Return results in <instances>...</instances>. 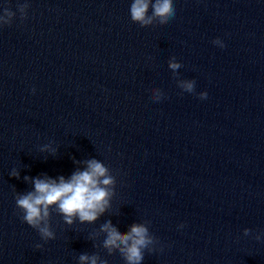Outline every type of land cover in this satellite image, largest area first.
<instances>
[{
  "label": "clouds",
  "instance_id": "9594fccd",
  "mask_svg": "<svg viewBox=\"0 0 264 264\" xmlns=\"http://www.w3.org/2000/svg\"><path fill=\"white\" fill-rule=\"evenodd\" d=\"M30 4L28 0L17 3V11L21 21L27 19ZM130 19L141 27L163 26L168 24L176 16V8L173 0H132L129 8ZM17 13L10 7L0 10V28L11 26ZM212 43L220 48L225 44L217 37ZM182 67L173 56L168 60V68L176 78L177 87L182 92L196 93V81L194 79H180L178 69ZM35 92V89H33ZM151 99L154 103L160 102L164 92L159 88L151 90ZM201 100L207 98V92L197 94ZM41 152H48L55 156L57 148L51 143L41 147ZM78 165L69 176L63 175L56 178L46 174L29 177L24 176L26 183L32 185V189L26 192H16L15 205L22 222L37 231L45 243L56 239V233L52 228L51 219L53 212L60 216L64 224L71 227L74 223L94 224L102 215L112 207V199L115 196L116 177L108 166L96 158L73 160ZM82 166V167H81ZM10 177L20 179V171L13 169ZM150 221L134 222L124 233L113 225L111 220L100 225L98 231L91 235L92 240H98L103 235L96 248H102L108 255L118 253L124 264H142L145 252L152 253L157 250L160 243L158 238L149 231ZM182 228L184 225H179ZM244 236L253 235L249 228L243 230ZM257 241H264V231L254 235ZM43 244H36V249H41ZM78 264H108L99 252L88 254L81 253L78 256Z\"/></svg>",
  "mask_w": 264,
  "mask_h": 264
}]
</instances>
